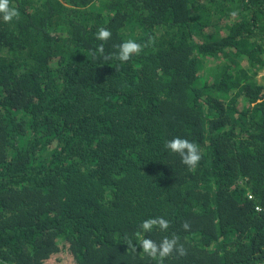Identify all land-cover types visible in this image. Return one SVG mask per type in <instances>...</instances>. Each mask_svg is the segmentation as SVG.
Instances as JSON below:
<instances>
[{"label":"trees","instance_id":"obj_1","mask_svg":"<svg viewBox=\"0 0 264 264\" xmlns=\"http://www.w3.org/2000/svg\"><path fill=\"white\" fill-rule=\"evenodd\" d=\"M9 7L0 264H264V0ZM128 40L141 51L122 61ZM176 137L197 146L194 168ZM143 239L176 243L152 256Z\"/></svg>","mask_w":264,"mask_h":264},{"label":"clouds","instance_id":"obj_2","mask_svg":"<svg viewBox=\"0 0 264 264\" xmlns=\"http://www.w3.org/2000/svg\"><path fill=\"white\" fill-rule=\"evenodd\" d=\"M0 13L3 14V20L5 22H11L14 18L19 16V12L15 7H9V0H0ZM111 33L109 30L105 28H101L97 33V39L106 41L110 38ZM141 51V45L136 43L133 40H128L120 45V53L119 58L122 61L129 60L130 56L133 53L139 54ZM167 148L172 152L179 153L183 158V163L194 168L199 160L201 159L199 155L198 148L195 144L191 143L187 139H182L176 137L167 143ZM249 198H252V195H249ZM154 220L144 221L142 224V228L144 230H150L152 225L155 224ZM161 228L166 229L168 224L163 219L160 220ZM187 227V225H186ZM176 241H166L160 248L158 249L157 245L150 239H143L141 241V247L143 250L149 255L155 256L159 251L160 255H166L173 250ZM181 254H183V249H179Z\"/></svg>","mask_w":264,"mask_h":264},{"label":"rangeland","instance_id":"obj_3","mask_svg":"<svg viewBox=\"0 0 264 264\" xmlns=\"http://www.w3.org/2000/svg\"><path fill=\"white\" fill-rule=\"evenodd\" d=\"M84 20L85 21H91V15H90V13H89V11H88V13H87V11L85 12V16H84ZM134 33V32H133ZM136 33V32H135ZM205 65H206V67L207 66H213V65H215L214 64V62L210 59V60H206L205 61ZM203 69H201V71H202ZM203 73V72H202ZM258 80H259V82L261 83V84H264V69H262L261 70V72H260V74L258 75Z\"/></svg>","mask_w":264,"mask_h":264}]
</instances>
